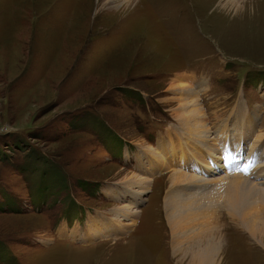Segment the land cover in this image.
I'll use <instances>...</instances> for the list:
<instances>
[{"label":"rangeland","instance_id":"obj_1","mask_svg":"<svg viewBox=\"0 0 264 264\" xmlns=\"http://www.w3.org/2000/svg\"><path fill=\"white\" fill-rule=\"evenodd\" d=\"M111 1L0 0V264H190L203 259L199 251L206 264H264V231L248 233L224 212L214 218L221 250L209 245L213 231L194 245L179 234L174 250L164 200L172 185L188 183L176 175L170 184L169 171L120 242L87 250L56 240L79 208L84 225L133 207L138 189L123 183L145 177L119 162L121 142L134 158L177 125L171 83L183 72L221 66L217 54L226 56L212 96L221 106L245 94L246 77L264 88V0H134L127 13ZM235 118L223 117L224 128Z\"/></svg>","mask_w":264,"mask_h":264},{"label":"bare ground","instance_id":"obj_2","mask_svg":"<svg viewBox=\"0 0 264 264\" xmlns=\"http://www.w3.org/2000/svg\"><path fill=\"white\" fill-rule=\"evenodd\" d=\"M111 2H121V7L118 9L125 7L124 12L127 13V11H129V6H131L134 0H112ZM221 2L222 5L223 1ZM117 12L120 13L119 11ZM186 72H183L177 80L171 83V94L173 97L171 101L176 103V108L173 109L172 115L177 125L168 130V137L164 136L160 138L158 148L152 155V161L155 164L152 167L153 169L149 168L148 170L141 171V174L145 176L144 179L140 178L138 175L132 176L130 179L126 176V181L123 183L125 188L134 187L138 189L137 194L131 198L133 199L131 204L133 207L131 209L123 208V210L127 212L125 215L120 214V212L123 211L121 208L114 211L117 212L115 216L113 214L114 221L111 220V218H97V221L95 219L96 217L91 219L90 224L93 228L97 226L101 228L99 230H90L88 227V233L85 237L80 233L77 234V232L72 233L71 231L67 233L66 228L59 229L58 234L61 238H72L73 240L83 243L94 244L99 240L121 239L125 237V235L130 234L129 232L136 228L139 221L138 219L140 218L141 205L139 204L144 202V198L138 199L137 196L144 197L150 192L152 188L151 185L155 181V173H162L163 170L164 172H168L170 169L171 172L174 173L171 179L169 178L170 184L177 183L178 179L174 178L176 175L183 176L184 179H187L188 183L185 186H180V188L172 185L167 191V196L164 200L166 219L168 221L171 236L174 239V241L171 240L174 250L176 247L182 245L180 239L178 240L179 234H182L183 239L187 240L188 245H194L198 242L203 243L201 240L202 237L211 235V231H213V233H219L220 227H216L214 224L216 219L214 218H216L220 212H222V215L224 212L223 216H226V218L228 217V220L230 219L232 223H235L239 227L241 225L248 233H256L257 231L262 233L264 231V228L261 229V224H259V222L264 221V178L258 179L257 183L254 184L238 175L232 176L226 172L225 174L222 173L218 175V172L212 170V167L207 164L205 157L202 156L203 154H207V156L209 155L211 158L215 159L217 165L219 163L214 144L210 138L211 128L207 123V115L200 98L201 94L205 93L207 88L202 86L200 90H197L196 88L204 83L198 81L194 77H185L183 74ZM186 74L187 76H192L188 73ZM244 107L243 102L239 100L233 108L232 116L233 118L236 117L234 122L236 124V126H234L235 129L238 130V134L245 139H252L255 137V145H264V135L256 136L255 131L256 124L260 120L264 108H262L261 105H257L252 111H247ZM217 113L218 111H215L211 113V115L217 116ZM214 125L217 130L223 131L226 123L223 122L220 125L219 121V125L216 123H214ZM175 137L183 141L179 147V151H177L174 145L169 147L165 144L166 142H174ZM194 141L201 142L204 146L195 148L192 146V142L194 144ZM238 141L239 139L237 138L233 140V142ZM189 147H192L190 151L188 150ZM141 152H143L144 155L152 154V150L150 149H145ZM197 152L204 158L203 163L213 171V174H217L218 176H211L209 179H204L190 175L179 167L182 160L189 157L195 158ZM169 156L173 158L175 162L179 161L180 158L181 160L178 164L172 166L169 161ZM157 166L161 168L159 172L155 171ZM220 168L223 169V167ZM196 217H199V219L196 220ZM200 227L204 228L199 230ZM204 232H206L205 235L200 234ZM197 233H199V235H197ZM187 234L189 235L187 236ZM193 234L195 237L190 238ZM217 236L211 239L209 245L214 248L217 246L218 249L221 250L224 240L221 242L222 239L219 238L218 240ZM200 252L201 251L198 252L196 257H202L203 259L197 262L198 260L191 258L190 264H206L207 256ZM210 262L212 261L209 259L208 263Z\"/></svg>","mask_w":264,"mask_h":264},{"label":"crops","instance_id":"obj_3","mask_svg":"<svg viewBox=\"0 0 264 264\" xmlns=\"http://www.w3.org/2000/svg\"><path fill=\"white\" fill-rule=\"evenodd\" d=\"M217 235H218V233H216V236H217ZM207 240H209V239H207ZM209 241H211V240H209ZM209 241H207V242H209ZM202 242L205 243L204 240H202ZM208 244H209V243H208ZM201 260H202V259H199L197 262H199V261H201ZM208 264H214V263H213V262H210V263H208Z\"/></svg>","mask_w":264,"mask_h":264}]
</instances>
